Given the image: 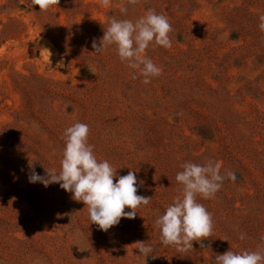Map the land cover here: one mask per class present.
Segmentation results:
<instances>
[{
	"label": "rangeland",
	"instance_id": "obj_1",
	"mask_svg": "<svg viewBox=\"0 0 264 264\" xmlns=\"http://www.w3.org/2000/svg\"><path fill=\"white\" fill-rule=\"evenodd\" d=\"M148 9L173 30L171 48L146 50L163 74L145 85L115 45L96 54L92 41L109 17L135 22ZM261 15L264 0H60L45 12L32 0H0V264H216L230 249L264 253ZM77 122L89 125L98 162L117 177L134 171L137 194L153 197L107 232L59 184L28 179L30 163L41 176L60 172L64 132ZM209 160L237 180L225 179L215 199L198 196L213 234L205 248L193 241L178 252L161 243L155 220L182 196L181 165Z\"/></svg>",
	"mask_w": 264,
	"mask_h": 264
},
{
	"label": "clouds",
	"instance_id": "obj_2",
	"mask_svg": "<svg viewBox=\"0 0 264 264\" xmlns=\"http://www.w3.org/2000/svg\"><path fill=\"white\" fill-rule=\"evenodd\" d=\"M60 0H32L38 5L40 12L48 11L59 5ZM102 7H109L111 0H99ZM130 5H137L139 0H128ZM121 11L127 8L121 6ZM259 28L264 31V15L259 17ZM169 19L163 14H157L155 9H148L146 15L135 22L128 19L118 20L109 17V26L99 42L92 41L96 54H103L109 46L115 45L121 62L136 69L143 77L142 83H151V78L163 74V69L157 66L146 55L150 46L172 47L169 34L172 32ZM50 53L47 49H44ZM51 55V53H50ZM60 66V65H58ZM133 75V79H136ZM90 127L86 123L77 122L66 128L64 132L65 148L59 173L46 169L44 176L31 169L28 176L30 183H41L45 187L56 183L72 194V199L82 202L87 208L92 224L107 232L119 225L122 218L135 219L137 209L147 206L153 197L138 195L137 176L134 171L117 177V170L107 160L99 161L94 153V145L89 144ZM183 171L178 172L176 180L183 186L182 196H177L174 203L167 207L164 214L155 220V226L160 230V240L164 246H174L178 252H188L193 249V241L201 242L209 239L214 231L212 214L198 202V196L203 199H215L221 190L225 179L235 182L237 174L225 170L221 174V163L209 160L200 165L186 162L181 165ZM116 178V182H114ZM142 185V181L140 182ZM125 208L131 209L125 212ZM40 234V233H38ZM243 240L244 234L239 237ZM141 255L152 256L155 249L143 241L136 242ZM210 247V246H209ZM216 264H264V253L245 250L240 253L226 251L215 255Z\"/></svg>",
	"mask_w": 264,
	"mask_h": 264
}]
</instances>
